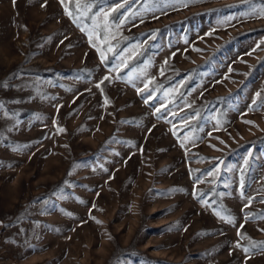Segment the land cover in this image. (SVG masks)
Listing matches in <instances>:
<instances>
[{
    "label": "rangeland",
    "instance_id": "1",
    "mask_svg": "<svg viewBox=\"0 0 264 264\" xmlns=\"http://www.w3.org/2000/svg\"><path fill=\"white\" fill-rule=\"evenodd\" d=\"M0 264H264V0H0Z\"/></svg>",
    "mask_w": 264,
    "mask_h": 264
},
{
    "label": "snow or ice",
    "instance_id": "2",
    "mask_svg": "<svg viewBox=\"0 0 264 264\" xmlns=\"http://www.w3.org/2000/svg\"><path fill=\"white\" fill-rule=\"evenodd\" d=\"M66 12H67V10H66ZM105 79H107V77ZM97 87H99V85H97ZM145 102L147 103V101H145ZM61 131H62V129H61ZM217 215H219V213H217ZM221 219H226V222H228V223H232L233 222L231 218L221 217ZM244 251L247 252L248 249H244Z\"/></svg>",
    "mask_w": 264,
    "mask_h": 264
}]
</instances>
